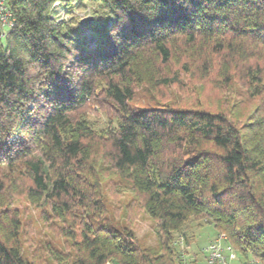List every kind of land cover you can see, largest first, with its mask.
<instances>
[{
	"label": "trees",
	"instance_id": "16d2710c",
	"mask_svg": "<svg viewBox=\"0 0 264 264\" xmlns=\"http://www.w3.org/2000/svg\"><path fill=\"white\" fill-rule=\"evenodd\" d=\"M56 1L64 20L52 15ZM10 2L16 22L0 40V264H183L180 242L194 240L195 222L264 264V0ZM234 81L255 101L245 122L234 105H192L211 83ZM143 84L183 96L132 108ZM111 193L134 195L156 223V244L108 220ZM21 199L52 234L27 250Z\"/></svg>",
	"mask_w": 264,
	"mask_h": 264
},
{
	"label": "rangeland",
	"instance_id": "374dc122",
	"mask_svg": "<svg viewBox=\"0 0 264 264\" xmlns=\"http://www.w3.org/2000/svg\"><path fill=\"white\" fill-rule=\"evenodd\" d=\"M82 14V13H81ZM83 15V14H82ZM5 44V39L2 40ZM173 68H176L172 65ZM177 69V68H176ZM183 76L190 78L187 74ZM195 82V79H190L189 82ZM197 82V81H196ZM212 84V85H211ZM206 87V95H198L191 97L192 105L198 107L208 108L209 110L216 111L220 108H227L235 106V113L232 115L235 119H241V122H245L249 114L254 110L255 101L251 103L248 91L241 85V83L234 81L230 88H225L223 85L219 87L214 86L211 83ZM175 90V91H174ZM155 92V91H154ZM149 85L143 84L136 89L133 99L130 100L129 104L132 108H144L154 107L160 104L169 103L170 101L176 100L182 94H178L175 87L170 89H164V93L158 91L154 94ZM221 94L225 95L221 96ZM228 98V99H227ZM174 102V101H173ZM92 120H96L101 123H107L108 115L105 113H96L93 111L91 115ZM133 194L127 193L118 201L114 198V194H108V210L107 216L109 221L114 225H130L134 230L137 239L143 245H154L157 243V235L155 232L156 223L152 220L142 209L141 205L132 203ZM17 206L22 219V247L34 248L43 243L44 240L50 239L52 234L45 227L44 222L40 219L39 208L29 204L26 200H17L15 203ZM195 233L194 240L188 244H184L185 252L189 261L195 260V264H206L204 249L208 247L209 243L216 238L218 235L215 227L211 224H203L201 227L196 226V222L192 228ZM61 242V239L58 240ZM37 250V249H36ZM239 254V253H238ZM239 262H243L246 258L238 255ZM234 262V264H240Z\"/></svg>",
	"mask_w": 264,
	"mask_h": 264
},
{
	"label": "built area",
	"instance_id": "2783aa9c",
	"mask_svg": "<svg viewBox=\"0 0 264 264\" xmlns=\"http://www.w3.org/2000/svg\"><path fill=\"white\" fill-rule=\"evenodd\" d=\"M52 15L58 21L66 18V10L60 1H56L52 8ZM16 22L15 13L10 0H0V40H3L6 34L14 27ZM180 246L185 249L184 241L181 239ZM206 264H234L239 262L237 251L230 245L225 235L218 234L207 248L204 249ZM183 264H195V260L189 261L187 254L184 253ZM240 263V262H239ZM110 264V263H109ZM240 264H261L254 258L245 259Z\"/></svg>",
	"mask_w": 264,
	"mask_h": 264
},
{
	"label": "water",
	"instance_id": "95a60500",
	"mask_svg": "<svg viewBox=\"0 0 264 264\" xmlns=\"http://www.w3.org/2000/svg\"><path fill=\"white\" fill-rule=\"evenodd\" d=\"M92 20H93L92 17H85V18L82 20V24H83V26L88 25Z\"/></svg>",
	"mask_w": 264,
	"mask_h": 264
}]
</instances>
